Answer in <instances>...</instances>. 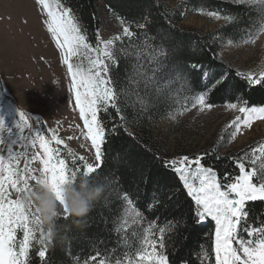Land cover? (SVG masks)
<instances>
[{
  "label": "snow or ice",
  "instance_id": "snow-or-ice-1",
  "mask_svg": "<svg viewBox=\"0 0 264 264\" xmlns=\"http://www.w3.org/2000/svg\"><path fill=\"white\" fill-rule=\"evenodd\" d=\"M257 2L264 3V0H234L236 6ZM35 4L40 10L41 24L55 42L59 58L66 66L75 106L83 121V135L94 150L95 163L84 162L82 168L70 171L66 160L59 155L58 146L67 148L65 141L55 133L47 138L39 118L33 127L31 114L6 101L0 92V145H4L0 148V264H30L34 244L40 245L36 255L45 262L53 233L49 229L45 232L34 203L25 197L35 191L36 185H47L61 204L63 214H67L60 200L62 187L70 179L75 180L78 173L90 180L91 174L97 173L103 165V150L110 133L101 112L110 108L116 117L125 121L124 108H133L137 115L145 113L153 101L167 99L166 92L171 91V85L181 81L191 83L199 92L178 99L179 109L171 112V117L175 119L192 108L201 113L211 111L214 107L209 99L211 93L226 88L232 79L227 69L209 76L203 65L193 63L190 65L193 79L189 82L185 75L189 66L175 63L169 58L167 46L157 44L156 37L150 35L151 22L146 15L142 16L143 22L134 23L117 16L122 31L102 39L97 29L93 44L75 11L62 0H35ZM206 15L226 21L233 19L230 14L222 17L214 10H209ZM120 58L127 62V67L124 85L117 88L110 73L113 65H119ZM236 77L226 108L238 115L228 124L231 131L226 140L221 138L225 142L234 140L245 129H252L254 121L264 122V102L260 106H251L242 91L264 89V70L236 73ZM202 79L205 80L203 84ZM9 116L13 118L11 124L7 120ZM112 131H118V128L114 125ZM37 144L40 151L33 155L29 149H35ZM17 148L21 150L17 151ZM68 153L73 161H84L83 156L77 157L70 149ZM21 159L25 162L23 168L20 167ZM221 159L218 152L161 159L160 167L165 173L176 176L180 189L188 198L187 219L183 212L179 219L174 214L171 218L164 215L173 212L174 201H177V192L172 190L175 186H170L162 196L158 187L157 195L138 207L124 193L122 222L115 229L120 237L116 247L105 248L103 252L95 250L84 264H172L169 245L176 248L180 244L181 232L189 224L195 226L205 222H214L215 264H264V219H250L251 205L264 202V142L229 157L231 170H218L210 162ZM35 161H39L41 168L30 167ZM147 179L150 181L151 177ZM139 208L155 219L148 220L147 226L139 232L134 231L135 243H130L129 221L137 224L145 219ZM161 215H164L162 225L158 224Z\"/></svg>",
  "mask_w": 264,
  "mask_h": 264
},
{
  "label": "trees",
  "instance_id": "trees-1",
  "mask_svg": "<svg viewBox=\"0 0 264 264\" xmlns=\"http://www.w3.org/2000/svg\"><path fill=\"white\" fill-rule=\"evenodd\" d=\"M114 15L122 17L128 23L141 21L142 16H148L151 22L150 35L156 37L157 44L167 46L169 58L180 66H189L185 74L190 82L193 77L190 65L199 63L209 76L228 70L231 83L226 87L214 91L210 95L213 104H227L234 91L232 85L238 77L237 71L230 63L220 58V46L224 40L240 41L244 33L257 34L264 26V3H254L245 6H236L228 0H177L174 7H168L165 0H103ZM72 8L80 22L86 29L90 43H96V30H101L102 20L99 14L98 0H62ZM186 9L191 11L208 12L218 11L222 17L230 14L233 19L218 29L203 33L183 28V13ZM171 22V23H169ZM133 31H136L133 27ZM253 36V35H251ZM126 43V42H125ZM117 49L120 45L117 44ZM119 56V53H117ZM127 62L120 58L118 66L113 65L111 75L117 88L124 85ZM205 82L201 80V84ZM163 84V82H162ZM251 106H260L264 102V89H242ZM0 92L5 99L8 95L0 79ZM199 92L191 83L177 82L171 85V91L166 92L167 99L153 101L147 112L137 115L131 107L124 108L125 121L115 116L112 109L101 112V118L109 131L107 144L104 147L103 165L97 173L91 174L90 180L77 174L75 180H69L65 185V200L68 205L66 215L49 210L37 208L34 204L45 232L49 229L53 235L47 248L45 262L36 255L40 248L34 244L30 253V264H74L76 261L84 263L95 250L103 252L105 248L116 247L119 234L115 229L122 222L123 207L122 195L127 193L134 204L145 205L159 187L162 196L170 186L177 192V201H174L173 212L166 213L169 218L174 214L177 219L180 214L188 217V198L180 189V182L176 176L160 167V160H171L164 147L153 135L152 122L160 120L173 111H176V101L183 97H191ZM179 93V95H177ZM137 106V110H138ZM42 128L47 138L53 135L46 122ZM114 125L118 131L113 132ZM53 146L57 147L54 142ZM60 157L65 159L69 170L82 168L85 161H73L68 150L79 156L70 146H58ZM246 151V149H245ZM218 152L221 160L210 161L218 170H231L229 157L241 154L228 153L223 155L219 148L206 151ZM113 177L115 179H113ZM151 177L149 181L147 178ZM28 200H31L27 194ZM87 202L91 204L86 215L76 214L73 202ZM144 212L143 208H139ZM164 215L160 216L158 224L164 223ZM144 221L132 224L128 231L130 243H135L132 233L139 232L147 226L148 220L155 219L151 214L144 212ZM264 219V202H255L251 205L250 219ZM39 236V233H37ZM180 244L173 248L169 245L170 260L172 264H215L213 242L214 223L205 222L202 225L189 226L182 230ZM103 242V243H101Z\"/></svg>",
  "mask_w": 264,
  "mask_h": 264
},
{
  "label": "rangeland",
  "instance_id": "rangeland-1",
  "mask_svg": "<svg viewBox=\"0 0 264 264\" xmlns=\"http://www.w3.org/2000/svg\"><path fill=\"white\" fill-rule=\"evenodd\" d=\"M176 1L165 0V3L168 7H174ZM98 3L102 20L101 38L108 39L121 32L122 25L103 0H98ZM39 11L35 0H0V79L8 95L5 100L30 113L33 127H36V118L41 117L53 134L64 140L79 156H83L85 162L94 164V150L83 135V121L75 106L70 77L59 58L55 42L41 24ZM206 13L186 9L183 13V28L209 33L227 23L223 18L210 17ZM242 37L240 41H222L220 58L240 73L264 70V26L257 34L244 33ZM235 115L238 113L227 109L226 104H214L211 111L203 113L192 108L175 119L170 113L152 122L153 135L170 159L216 148L223 155L239 153L264 142V122L259 120L254 121L252 129H245L234 140L225 142L227 133L231 131L228 124ZM7 120L9 124L13 122L11 116ZM69 136L74 139L69 140ZM0 148H4V145H0ZM37 151H40L38 144L35 149H29L33 155ZM24 163L21 159V168ZM30 167L39 169L41 165L35 161ZM65 185L60 191V200L68 212ZM28 195L37 208L42 209L43 203L51 200L49 211L63 214L61 204L47 185H36L35 191ZM129 225H132L131 221ZM74 264L84 263L76 261Z\"/></svg>",
  "mask_w": 264,
  "mask_h": 264
},
{
  "label": "clouds",
  "instance_id": "clouds-1",
  "mask_svg": "<svg viewBox=\"0 0 264 264\" xmlns=\"http://www.w3.org/2000/svg\"><path fill=\"white\" fill-rule=\"evenodd\" d=\"M25 199H28V197L26 196ZM73 205H74L75 213L82 216L86 215L90 211V207H91V204L87 202L74 201ZM51 207H52V201L48 200L43 203L42 210H50Z\"/></svg>",
  "mask_w": 264,
  "mask_h": 264
}]
</instances>
